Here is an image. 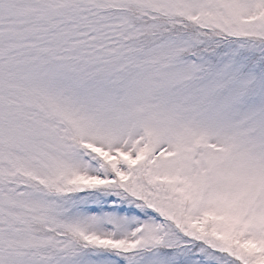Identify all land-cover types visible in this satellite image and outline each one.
Instances as JSON below:
<instances>
[{"label":"snow or ice","instance_id":"snow-or-ice-1","mask_svg":"<svg viewBox=\"0 0 264 264\" xmlns=\"http://www.w3.org/2000/svg\"><path fill=\"white\" fill-rule=\"evenodd\" d=\"M0 264H264V0H0Z\"/></svg>","mask_w":264,"mask_h":264}]
</instances>
